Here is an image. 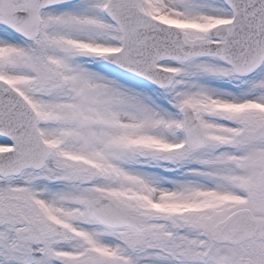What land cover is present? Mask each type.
<instances>
[{"label": "snow or ice", "instance_id": "1", "mask_svg": "<svg viewBox=\"0 0 264 264\" xmlns=\"http://www.w3.org/2000/svg\"><path fill=\"white\" fill-rule=\"evenodd\" d=\"M0 264H264V0H0Z\"/></svg>", "mask_w": 264, "mask_h": 264}]
</instances>
